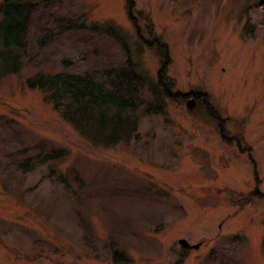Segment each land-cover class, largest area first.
<instances>
[{
    "label": "rangeland",
    "instance_id": "374dc122",
    "mask_svg": "<svg viewBox=\"0 0 264 264\" xmlns=\"http://www.w3.org/2000/svg\"><path fill=\"white\" fill-rule=\"evenodd\" d=\"M39 1L26 65L0 79V264H264V11L248 0H132L133 25L126 0ZM155 38L171 92L200 93L192 110L150 90L162 62L143 40ZM131 63L147 80L138 137L110 148L25 84L32 64L108 86L110 70ZM52 151L64 157L17 167Z\"/></svg>",
    "mask_w": 264,
    "mask_h": 264
},
{
    "label": "trees",
    "instance_id": "16d2710c",
    "mask_svg": "<svg viewBox=\"0 0 264 264\" xmlns=\"http://www.w3.org/2000/svg\"><path fill=\"white\" fill-rule=\"evenodd\" d=\"M248 1L255 3L256 8L264 11V0ZM39 4V0H0V79L16 75L25 67L27 57L25 36ZM133 5L132 0H126L127 11L134 25L136 21L131 16ZM260 21L264 29V14ZM79 27L86 28L84 25ZM136 32L137 35L141 34L138 28ZM118 40L116 41L123 45L129 58L125 40L124 43L122 38L119 37ZM143 41L148 50L156 49V55L159 54L162 62L156 82L150 90L157 101L158 89L163 99L175 101L177 98L173 97L169 83L163 80L170 61L166 45L158 38ZM35 65L32 64L34 71L25 80L26 87L41 92L44 101L51 105L52 110L91 145L110 148L138 137L135 110L142 95L143 83L147 80L145 72L140 70L136 63H131L128 68L110 70L108 86L85 72H53ZM159 109L161 105L156 104L153 112L158 113ZM62 157H64L63 152L52 151L38 161L28 157L17 167L26 172L45 161H57ZM22 256L26 259L29 257ZM117 256L119 255L115 253L114 258L116 259Z\"/></svg>",
    "mask_w": 264,
    "mask_h": 264
},
{
    "label": "flooded vegetation",
    "instance_id": "af4514ba",
    "mask_svg": "<svg viewBox=\"0 0 264 264\" xmlns=\"http://www.w3.org/2000/svg\"><path fill=\"white\" fill-rule=\"evenodd\" d=\"M174 95H173V97L174 98H177L176 100H178V99H182V100H184V101H186V103H185V105L187 104V102L189 101V100H193L194 102H193V104H194V107H195V105L198 103V100L200 99V97H201V95H200V93H197V92H194V93H186V94H179V93H173ZM193 107V108H194ZM192 110V109H191ZM211 116L212 117H215V115L213 114V113H211ZM221 134V133H220ZM223 137L224 136H220V140H222V141H224L225 142V139H223ZM226 145V144H225ZM227 146V145H226ZM252 193V195H255V196H258V193H257V191H252L251 192Z\"/></svg>",
    "mask_w": 264,
    "mask_h": 264
},
{
    "label": "water",
    "instance_id": "95a60500",
    "mask_svg": "<svg viewBox=\"0 0 264 264\" xmlns=\"http://www.w3.org/2000/svg\"><path fill=\"white\" fill-rule=\"evenodd\" d=\"M193 100H189L186 107L188 109H192L194 107L193 104ZM178 244L180 245L181 248L185 249V250H189V249H198L200 247L201 244H196V245H190L186 240L184 239H180L178 241Z\"/></svg>",
    "mask_w": 264,
    "mask_h": 264
}]
</instances>
